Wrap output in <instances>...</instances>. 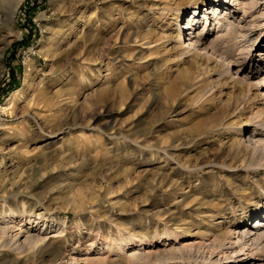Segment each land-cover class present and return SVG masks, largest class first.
Wrapping results in <instances>:
<instances>
[{
    "label": "rangeland",
    "instance_id": "374dc122",
    "mask_svg": "<svg viewBox=\"0 0 264 264\" xmlns=\"http://www.w3.org/2000/svg\"><path fill=\"white\" fill-rule=\"evenodd\" d=\"M212 1L23 0L1 32L0 187L11 236L43 242L0 264H264L239 246L264 218L245 148L264 142V0H218L224 20ZM195 4L205 51L180 59L175 9L186 26Z\"/></svg>",
    "mask_w": 264,
    "mask_h": 264
},
{
    "label": "bare ground",
    "instance_id": "6f19581e",
    "mask_svg": "<svg viewBox=\"0 0 264 264\" xmlns=\"http://www.w3.org/2000/svg\"><path fill=\"white\" fill-rule=\"evenodd\" d=\"M23 0H0V40L2 39V45L3 48L0 49V60L3 55L4 49L8 46V42L6 41V38L1 35V32L4 30L7 34H5L6 37L10 38L13 36V24L14 20L16 18V15L18 13V10L20 6L22 5ZM254 4V3H253ZM207 7V5H206ZM209 8L213 7L214 11L218 10L219 8V13L216 12V19L217 20H224L226 19V13L228 12V15L230 14V10L228 8H225L224 10L221 11L223 7H225V4H220L218 0L212 1V4L208 5ZM198 6L195 4L194 10H193V20H190L186 23V26H182V24L179 25V22L183 20L184 17V12L185 10H180V9H175V19H176V27L174 30H178L177 28L180 27L178 30V35H177V43H178V58L182 59V57H186L190 54L196 55L197 57L201 55L199 50L205 51L204 48H200L196 42V36L192 37L193 31L195 30V27L197 26V21L195 14H197ZM225 16H221V15ZM204 24H206V21H204ZM217 24V22H216ZM182 28H185L183 32H180ZM192 31V32H190ZM184 32H186V37H182L184 35ZM186 38V39H185ZM198 39V38H197ZM195 40V41H194ZM185 41L187 42L186 45L184 44ZM199 41V40H198ZM262 43V42H261ZM221 53V51H220ZM206 57H204V60L206 62H209L210 60H214L213 62L215 63V68L219 70H223L225 67H227V63L217 56V60H215L209 52L206 50ZM203 57V56H202ZM221 57V56H220ZM2 62V61H1ZM239 64V63H238ZM257 70L254 72V77L249 78L248 81V89L251 87H255L256 85L254 84L255 81L257 80L258 73L260 72L259 67H256ZM238 71V70H237ZM0 74H1V67H0ZM237 75V73H236ZM28 76V75H27ZM28 78V77H27ZM255 81V82H254ZM254 82V83H253ZM263 85V84H262ZM31 121L34 123V125H38L35 122V119H31ZM255 136L252 135L251 137L248 138V145L245 146L246 149H249L251 151H254L255 148L251 146H257L260 148L262 151H264V142L258 144L257 140H254ZM246 144V142H244ZM243 143V144H244ZM162 151H165V154L167 155V149H164ZM263 156V155H262ZM184 167V166H183ZM187 169V167H186ZM12 186V185H11ZM6 188L5 186L0 187V192L4 191ZM3 195L0 196V202H3V217L0 218V256H7L8 253H21L22 250L24 249L25 245L28 244L30 248H35L34 246H37L39 243L41 244L43 239H38L33 236H28V233H26V237L24 238L23 242H20V235L19 233L17 235H14L13 237L11 236L13 228L16 229L18 227V221L16 222V219L19 218V213L13 212V211H8L4 212V206L7 205L8 203L16 204V194L11 192L10 190L2 192ZM10 204L8 206H10ZM6 209V208H5ZM24 211V210H23ZM22 213V212H21ZM247 219V218H246ZM245 219V221H246ZM248 220V219H247ZM16 223V224H15ZM262 226V228H245L240 235L239 241H240V247L242 250L246 249L248 250L247 256L250 258L249 262L253 260V256L251 252L253 250H258L260 251L261 248L264 245V218L260 219L256 225ZM19 229V228H18ZM259 246L261 248L259 249ZM27 248V247H26ZM9 255V254H8ZM142 254L138 253L135 251L132 253L131 258L140 260V256ZM4 258V257H3ZM254 263V262H253ZM15 264V263H13Z\"/></svg>",
    "mask_w": 264,
    "mask_h": 264
}]
</instances>
